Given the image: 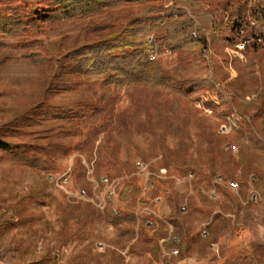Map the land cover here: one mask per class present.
<instances>
[{
    "label": "rangeland",
    "instance_id": "rangeland-1",
    "mask_svg": "<svg viewBox=\"0 0 264 264\" xmlns=\"http://www.w3.org/2000/svg\"><path fill=\"white\" fill-rule=\"evenodd\" d=\"M193 1L157 5L158 27L150 36L156 43L158 29L174 10L187 13L192 32L201 29L196 35L203 40L196 54L205 66L201 72L186 74L190 61L182 54L167 48L153 52L165 76L207 86L176 108L172 97L144 87L120 94L112 90L107 101L102 83L50 95L53 66H34L15 40H0V129L44 100L105 107L101 117L76 128L50 125L7 140L24 146L29 161L0 151L2 264H264V35L259 44L252 33H240L221 56L218 32L200 16L227 21L238 9L229 1L242 0ZM140 10L124 7L103 18L68 23L42 41L57 44L61 53L83 30L125 25ZM260 32L264 27L255 34ZM245 41L237 57L235 49ZM60 53L54 61L62 65ZM249 61L252 70L245 68ZM224 106L229 114L221 116ZM101 145L117 164L112 175L97 172ZM52 175L62 179L54 182ZM107 178L119 182L113 201L101 186ZM82 192L88 198L80 197ZM109 204L117 217L133 214L136 226L110 225ZM141 226L145 239H139ZM170 236L179 243L167 246ZM171 249L179 254L171 255Z\"/></svg>",
    "mask_w": 264,
    "mask_h": 264
},
{
    "label": "trees",
    "instance_id": "trees-1",
    "mask_svg": "<svg viewBox=\"0 0 264 264\" xmlns=\"http://www.w3.org/2000/svg\"><path fill=\"white\" fill-rule=\"evenodd\" d=\"M170 1L183 2L185 5L194 2L193 0H0V40H15L17 48L24 52V57L34 66H53L54 70L47 89L50 95L69 94L74 90H81L88 83H102L106 92L104 99L107 101L111 99L112 90L120 94L123 91L144 87L172 97L171 104L176 108L175 105L181 101L194 100V97L206 90L207 86L202 80L177 81L167 77L160 63L149 59V55L156 49L167 48L188 58L190 63L186 74L188 72H191L190 75L194 74V69L200 72L205 69L204 63L196 58L203 40L197 36H193L197 38L196 40L192 38L193 22L182 10H174L168 16L165 26L158 29L159 37L156 43H148L150 36L158 27L156 22L160 9L157 5ZM252 1H229V4L238 5V9L236 12H231L227 21L215 22L206 13L200 16L210 29L218 32V48H216L221 56H224V48L236 41L241 31L245 32L244 35L252 33L254 37L257 28L264 27V0H258L255 4ZM249 2L252 3L250 8L247 6ZM135 6L141 8L140 14L127 24L119 27L101 25L83 30L61 53L60 49L56 51L57 44L42 41L49 33L68 23L103 18L116 9ZM174 18L177 20L175 21ZM254 22L258 25L253 26ZM2 46L3 44L0 43V47ZM57 52L60 53L62 65L54 61ZM245 68L253 69L250 61ZM103 104L97 108L80 104L62 106L44 100L0 129V151L7 152L12 159L29 161V151L24 146L8 141L26 137L32 131L50 125H58L63 129L84 125L105 113ZM223 108L220 115L229 114V108L227 106ZM60 152L67 156L70 150L61 149ZM97 154L98 174L104 176L116 173L117 164L104 146L98 147ZM105 218L115 228L127 225L134 227L137 224L133 214L115 216L111 204L106 208ZM143 228L141 226L138 232L139 239H145ZM131 235H135L134 230Z\"/></svg>",
    "mask_w": 264,
    "mask_h": 264
},
{
    "label": "built area",
    "instance_id": "built-area-1",
    "mask_svg": "<svg viewBox=\"0 0 264 264\" xmlns=\"http://www.w3.org/2000/svg\"><path fill=\"white\" fill-rule=\"evenodd\" d=\"M258 0H253L252 3L255 4L257 3ZM163 24V23H162ZM257 22H254L253 23V26H257ZM201 29H197L195 27V30H194V35H198V33L200 32ZM241 34H244L245 32L244 31H241L240 32ZM264 35L262 32L258 33L256 36L252 37L251 40L254 42V43H263V36ZM148 42H154L155 43V40H154V36L150 37L149 38V41ZM246 43H248L247 41H245V43L243 44H240V45H237V49L236 50V53H237V57H241L243 52H244V48L245 46L247 45ZM207 49H210V47L208 46ZM210 55H211V49H210ZM149 59L153 62H156L158 60V53H153V54H150L149 55ZM94 173L93 171L89 170L88 172V176H93ZM50 179L53 180L54 182H59L60 179H62V177H60V179H58L56 176H50ZM64 182H67V179L64 180ZM119 185V182L118 181H113L111 182L109 180V178H107L106 182L105 183H101V186H103L106 190V198L108 201H113L115 198H116V194H117V186ZM238 187V184H235L234 185V188H237ZM212 196L213 197H216V193H215V190L212 192ZM80 197H83V198H88L87 194L85 192H82L80 194ZM254 198L256 199V196L254 195ZM100 209H105V206L101 203L99 206H98ZM187 205L185 204L184 206H182L181 208V212L183 214H185L187 212ZM152 224L149 223L148 226H151ZM208 234L206 232V230H203L202 232V236L203 237H206ZM179 243V238L177 236H170L169 239H168V244L167 246H170V245H174V244H177ZM166 250V249H164ZM171 255H178L179 254V251L174 249L172 250L171 249ZM2 260H3V252H2V249H1V246H0V264H2Z\"/></svg>",
    "mask_w": 264,
    "mask_h": 264
},
{
    "label": "bare ground",
    "instance_id": "bare-ground-1",
    "mask_svg": "<svg viewBox=\"0 0 264 264\" xmlns=\"http://www.w3.org/2000/svg\"><path fill=\"white\" fill-rule=\"evenodd\" d=\"M194 36H196V35H194Z\"/></svg>",
    "mask_w": 264,
    "mask_h": 264
}]
</instances>
